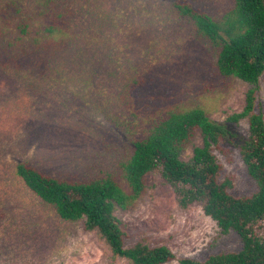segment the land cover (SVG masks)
<instances>
[{
  "label": "rangeland",
  "instance_id": "rangeland-1",
  "mask_svg": "<svg viewBox=\"0 0 264 264\" xmlns=\"http://www.w3.org/2000/svg\"><path fill=\"white\" fill-rule=\"evenodd\" d=\"M175 1L0 0V264H129L96 231L60 219L16 166L78 181L118 176L133 153L131 136L171 110L201 108L226 125L234 136L215 152L221 180H232L235 197L257 191L241 156L248 122L228 121L243 110L250 85L218 74L212 48ZM185 1L220 19L235 0ZM25 22L30 39L10 48ZM53 23L66 34L35 47ZM258 111L264 115V75ZM191 156L189 148L184 159ZM148 184L133 209L115 213L128 246L145 241L200 261L241 250L237 234H223L199 205L180 207L159 176Z\"/></svg>",
  "mask_w": 264,
  "mask_h": 264
},
{
  "label": "trees",
  "instance_id": "trees-1",
  "mask_svg": "<svg viewBox=\"0 0 264 264\" xmlns=\"http://www.w3.org/2000/svg\"><path fill=\"white\" fill-rule=\"evenodd\" d=\"M173 6L212 48L218 74L250 85L243 110L228 121L248 122L241 156L257 191L247 197H235L230 193L232 180H221L223 165L215 152L234 135L201 108L171 110L149 119L144 131L131 136L133 153L121 163L118 176L68 180L46 175L26 162L16 166V174L37 197L54 208L60 219L82 222L86 231H96L114 257L129 264H264V115L258 111L259 84L264 75V0H235L220 19L185 0H176ZM62 18L59 15L56 20ZM29 27L26 22L17 27L22 36L18 37L19 43H10V48L30 39L24 38L30 35ZM55 34L65 35V28L49 24L42 31V38L31 42L38 47L41 41L55 40ZM18 63L15 69H20ZM197 138L202 139L201 145L194 144ZM189 148L192 156L185 160L184 153ZM152 175L172 188L180 207L199 205L223 234H237L241 250L221 252L200 261L177 257L169 247L151 246L145 241L128 246V234L115 213L136 206Z\"/></svg>",
  "mask_w": 264,
  "mask_h": 264
}]
</instances>
